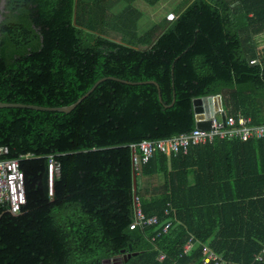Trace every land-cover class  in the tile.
Masks as SVG:
<instances>
[{"label":"trees","instance_id":"trees-1","mask_svg":"<svg viewBox=\"0 0 264 264\" xmlns=\"http://www.w3.org/2000/svg\"><path fill=\"white\" fill-rule=\"evenodd\" d=\"M134 1L0 0V103L65 107L108 77L158 86L105 80L70 113L0 108V147L25 195L16 215L0 207V264H103L122 251V264H202L203 247L264 264V139L156 152L137 170L130 148L191 131L196 98L220 95L227 114L262 121L264 0L175 1L174 19L141 35ZM134 197L157 226L129 229Z\"/></svg>","mask_w":264,"mask_h":264},{"label":"built area","instance_id":"built-area-1","mask_svg":"<svg viewBox=\"0 0 264 264\" xmlns=\"http://www.w3.org/2000/svg\"><path fill=\"white\" fill-rule=\"evenodd\" d=\"M174 16L172 13L166 15L167 21H172ZM223 115V116H222ZM202 122H208L209 127L200 129L196 126L189 132L179 134L168 139L149 141L145 140L137 146L130 145L133 151L132 165L137 170L141 165L147 163L154 153L159 152L167 157H175L178 154L186 155L189 149L194 146H201L212 143L215 140H239L246 142L249 140L264 139V116L258 124H253L251 119L242 115H229L225 109H217L211 116L204 117ZM196 123V122H195ZM8 154L6 147H0V207L6 212L16 215L25 205L24 195V177L19 169V162L15 159H7ZM58 173V165L52 157L48 160V187L51 194L53 175ZM134 213L133 221L129 225V229H144L151 226H157L159 219L156 216L147 217L141 211L138 198L134 197ZM171 209L169 205L164 210V216H169ZM171 221L166 220L161 225V231L157 233L165 234L171 227ZM196 241L190 237L183 246V254H188L193 249ZM264 255V247L261 254L256 256L257 260H261ZM163 254H159L158 261H163ZM202 264H232L222 259L207 247L202 249Z\"/></svg>","mask_w":264,"mask_h":264},{"label":"water","instance_id":"water-1","mask_svg":"<svg viewBox=\"0 0 264 264\" xmlns=\"http://www.w3.org/2000/svg\"><path fill=\"white\" fill-rule=\"evenodd\" d=\"M261 53L264 56V48L261 49ZM105 80H115L124 84L129 85H142V84H153L158 89L157 84L154 81H143V82H128L125 80H121L118 78L108 77V78H102L96 81V83L75 103L69 106L65 107H42V106H36V105H26V104H18V103H0V108H24V109H31L35 111H45V112H61V113H70L72 110L76 108L77 105H79L82 100H84L101 82ZM159 93V92H158ZM173 103V102H172ZM172 103L169 106L172 105ZM193 114L195 119V126L200 129H206L209 127L208 122H202L201 120L204 117L211 116L214 111L217 109L222 108V100L220 95L216 96H208V97H202V98H196L193 100ZM223 116V115H222ZM132 185L133 190H135V174L132 175ZM122 255L114 258H109L103 261V264H122L121 261L125 262L127 258L130 257V254L124 253L122 251Z\"/></svg>","mask_w":264,"mask_h":264},{"label":"rangeland","instance_id":"rangeland-1","mask_svg":"<svg viewBox=\"0 0 264 264\" xmlns=\"http://www.w3.org/2000/svg\"><path fill=\"white\" fill-rule=\"evenodd\" d=\"M179 0H160L157 4L148 5L144 0H136L133 2V6L136 7L141 12V17L139 19V31L138 34L145 32L154 22H158L162 17L168 15L172 7H174V2ZM261 41V43H263Z\"/></svg>","mask_w":264,"mask_h":264},{"label":"crops","instance_id":"crops-1","mask_svg":"<svg viewBox=\"0 0 264 264\" xmlns=\"http://www.w3.org/2000/svg\"><path fill=\"white\" fill-rule=\"evenodd\" d=\"M254 40H255V42H256V44H257V48H258V50L261 52V49L262 48H264V42L263 43H261V41H263L264 40V33L263 34H261V35H258V36H256L255 38H254ZM158 181H159V177L157 178V177H152V178H150L149 180H147L145 177H143L142 179H141V183H142V185H145L147 182L149 183L148 185L151 187L152 185H150V184H157L158 183Z\"/></svg>","mask_w":264,"mask_h":264}]
</instances>
